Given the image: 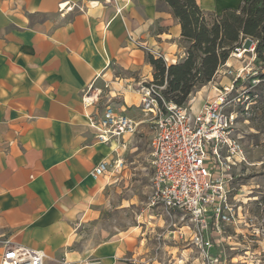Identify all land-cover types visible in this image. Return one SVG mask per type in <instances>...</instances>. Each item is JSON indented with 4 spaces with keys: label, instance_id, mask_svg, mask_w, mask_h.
Masks as SVG:
<instances>
[{
    "label": "crops",
    "instance_id": "crops-1",
    "mask_svg": "<svg viewBox=\"0 0 264 264\" xmlns=\"http://www.w3.org/2000/svg\"><path fill=\"white\" fill-rule=\"evenodd\" d=\"M158 1L0 0V257L8 241L42 251L45 264L140 261L138 234L128 228L100 230L92 241L89 228L115 186L111 168L98 179L90 172L125 152L98 142L86 116L109 104L141 121L139 88L153 79L147 54L168 65L184 59L180 25ZM195 1L204 14L242 3ZM88 91L98 100L85 107ZM214 95L210 82L193 108Z\"/></svg>",
    "mask_w": 264,
    "mask_h": 264
},
{
    "label": "built area",
    "instance_id": "built-area-1",
    "mask_svg": "<svg viewBox=\"0 0 264 264\" xmlns=\"http://www.w3.org/2000/svg\"><path fill=\"white\" fill-rule=\"evenodd\" d=\"M230 58L238 66L228 65ZM228 60L218 68L215 76L228 78L229 83H215V95L195 111L160 100L162 87L148 83L139 88L141 121L129 119L109 104L104 106L100 116L98 113L86 116L98 142L114 144L123 152L128 149L130 138L139 125L151 128L152 177L148 203L152 207L183 212L201 234L211 226L234 224L242 216L241 206L232 203L231 184L232 171L245 162V153L232 135L236 115L227 110L236 100L233 93L240 91L244 99L250 100V90L241 84L236 86L237 81L242 83L248 76L249 88L260 83L255 42L244 39ZM97 100L89 91L83 96L85 107L94 105ZM237 100L240 101L239 97ZM122 165L121 159L102 161L92 169L90 177L98 179L110 168L117 170ZM2 249L0 264H45L46 256L40 250L8 241L3 242ZM62 264L102 262L87 258L76 263L64 260Z\"/></svg>",
    "mask_w": 264,
    "mask_h": 264
},
{
    "label": "rangeland",
    "instance_id": "rangeland-1",
    "mask_svg": "<svg viewBox=\"0 0 264 264\" xmlns=\"http://www.w3.org/2000/svg\"><path fill=\"white\" fill-rule=\"evenodd\" d=\"M163 6L164 3L158 1V7ZM221 14H204L207 24H212ZM240 38L243 41V37ZM181 40L186 53L189 43ZM222 79L215 76L211 86ZM208 84L196 88L183 105L195 111L193 98ZM241 86L259 94L255 103L244 99L240 91V94L233 93L236 100L227 110L236 115L232 135L246 156L245 162L232 171L231 200L241 206V219L231 225L211 226L201 234L183 212L161 206L148 207L152 131L149 126L141 124L123 159L120 158L123 162L121 168L109 171L113 174L111 180L115 188L98 224L89 228V231H97L93 242L100 241V230L115 232L128 228L138 234L141 257L137 264H264V88H249L248 76ZM164 88L165 84L161 90ZM206 93H210V88ZM138 112V119L143 118ZM118 203L124 204L125 209L117 208Z\"/></svg>",
    "mask_w": 264,
    "mask_h": 264
},
{
    "label": "trees",
    "instance_id": "trees-1",
    "mask_svg": "<svg viewBox=\"0 0 264 264\" xmlns=\"http://www.w3.org/2000/svg\"><path fill=\"white\" fill-rule=\"evenodd\" d=\"M167 5L181 28V39L189 43L180 62L166 64L162 57L147 55L152 66L151 84L165 88L160 100L183 105L196 88L212 82L218 68L244 39L255 42L260 83L264 88V0H242L236 10H224L212 24H207L195 0H159ZM241 81L236 82L239 86ZM259 94L248 92V98L257 102ZM264 111V108H263Z\"/></svg>",
    "mask_w": 264,
    "mask_h": 264
}]
</instances>
